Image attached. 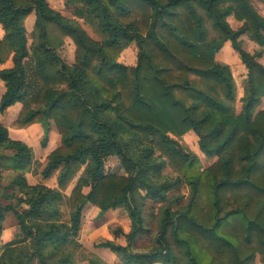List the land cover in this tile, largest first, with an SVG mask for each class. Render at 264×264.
Returning a JSON list of instances; mask_svg holds the SVG:
<instances>
[{"label": "trees", "instance_id": "1", "mask_svg": "<svg viewBox=\"0 0 264 264\" xmlns=\"http://www.w3.org/2000/svg\"><path fill=\"white\" fill-rule=\"evenodd\" d=\"M64 1L76 19L46 0H0V65L11 63L0 70V115L19 103L10 129L39 124L45 139L52 122L60 138L41 172L47 180L58 170L56 186L29 185L31 148L0 125V235L5 213L19 230L0 245V264H74L91 207L98 217L127 214L126 245H98L122 264H264V109L253 112L264 99V67L256 61L264 17L253 0ZM32 12L29 48L25 21ZM230 16L241 23L237 30ZM242 35L260 52L242 50ZM66 39L74 46L69 65L57 53ZM132 44L136 63L125 66L118 59ZM236 64L247 71L238 109L231 105ZM190 131L200 153L215 158L210 166L182 143ZM110 157L127 171H106ZM164 168L176 174L173 182L154 181L164 180ZM2 173L11 176L6 186ZM178 184L188 188L187 202L167 194ZM144 201L164 206L154 246L137 252L132 245L146 233Z\"/></svg>", "mask_w": 264, "mask_h": 264}, {"label": "rangeland", "instance_id": "2", "mask_svg": "<svg viewBox=\"0 0 264 264\" xmlns=\"http://www.w3.org/2000/svg\"><path fill=\"white\" fill-rule=\"evenodd\" d=\"M253 3L255 4L258 13L262 17H264V4L260 2L259 0H253ZM47 4L52 10L58 12L63 17L76 19L75 17H73V13H72L73 8L65 4L64 0H52V1L47 2ZM78 21L81 23L83 28L86 29V31L91 35V31L86 26L83 25L82 21L80 20ZM226 21L232 30H237L241 26V23L235 21L232 16L228 17ZM34 23H35V15L32 12L28 16L27 20L25 21L26 34H27V46L29 48H31V42L34 39L33 38ZM65 41H64V46L61 49H59L57 53L61 57V59L66 64L69 65L73 62L74 50L72 54V49L70 50L66 47ZM238 41L240 42L241 49L244 50L246 53L250 55H254L257 52H260V47L257 46L252 41H250L248 36L242 35L238 39ZM128 48H129V51H127L123 55L124 56L123 58L127 59L128 57L129 58L132 57L134 59V62L136 63V57H137L136 56L137 55L136 45L132 44ZM121 55L119 59L121 58ZM218 61L222 63H226L225 60L222 59V57L218 58ZM256 61L261 66L264 67V50L261 51V54L259 57L258 56L256 57ZM120 63L124 65L126 64V63H122V61H120ZM126 66H129V65H126ZM230 70H231V74H232V77L235 83L234 102L231 103V105L238 109L240 107L239 101L242 97V84L244 83L246 79L247 71H246V68L242 64L230 65ZM262 109H264V99L261 100V102L257 106H255L253 112L255 114L256 112ZM13 121H10L6 124V121L4 122L3 120L2 122L4 123L2 122L1 123L3 126L10 129L9 125ZM51 130L56 132L52 122H50L49 133L47 134L45 139L43 138V135L41 134L42 132H38L36 139L35 138L33 139L34 142L32 143V146L34 147V150L36 151V153L39 152L41 154L42 152H45L47 143H48V135L50 134ZM181 141L193 153H195L199 157L203 168L207 167L208 165H210L212 162L215 161V158L209 159V158L204 157L200 153L199 148H198V137L193 132L190 131L186 133L182 137ZM105 170L108 172L116 173V174H124L125 173L124 170L127 171L126 166H123L122 164L120 165L118 159H116L115 157H110L106 160ZM57 171L54 172V176H56ZM160 175L164 178V180H160V179L154 180L155 182H158V183H161L163 181L173 182L175 178L177 177L176 174L168 168L162 169V171L160 172ZM2 177L3 179L1 181V184L5 186L9 184L11 176H9L8 174H3ZM75 180L76 179H74V181L70 184L67 191L65 192L66 196L70 194L74 186ZM87 191H88L87 188L83 189V193H86ZM14 192H15L14 188H8V193L12 194ZM137 192L144 195V192H139V191ZM167 194L171 198L182 197L183 200L187 202L189 190L185 185L178 184L176 186L171 187L169 191H167ZM2 201H3L2 195H0V202L1 204H4ZM162 206H164V203L159 202V201H156V202L144 201L141 204V214H142L143 222H144L143 230L146 233L139 235L135 239V242L132 245V250L137 251V252H146L147 250L151 249L154 246V237L157 232V220L159 219L160 209ZM98 213H99V210L97 208L91 207L90 210L85 211L83 215L81 230L79 232V237H78V243L80 244L82 249L77 250L78 253L76 255L74 264H89L87 260L82 259L83 257H88V256L96 257L99 259L101 263H104V264H122L120 259L114 253H112L108 249L98 248V245L103 242H110L113 244L125 246L126 245L125 235L130 232V228H131L130 220L127 218V214L123 210H120L117 212L109 210L100 217H98ZM0 245H4L1 239H0ZM249 264H260V263L258 262V259L255 258Z\"/></svg>", "mask_w": 264, "mask_h": 264}, {"label": "crops", "instance_id": "3", "mask_svg": "<svg viewBox=\"0 0 264 264\" xmlns=\"http://www.w3.org/2000/svg\"><path fill=\"white\" fill-rule=\"evenodd\" d=\"M46 1L49 2L52 0H46ZM2 35H3V32H2L1 27H0V38L2 37ZM65 45L68 49H70V50L72 49V54H73L74 46H73L72 42L69 39H67L65 41ZM127 51H129V48L126 49L122 53L121 58L118 60V62L120 63V61H122V63H126L125 66L126 65L134 66L135 62H134V59L132 57H130V58L128 57L127 59L123 58L124 57L123 55ZM10 66H11L10 61H7L5 64L0 65V70L9 68ZM4 90L5 89H4L3 82L0 81V97L3 95ZM20 109H21V105L19 103H16L13 106L6 109V111L2 115H0V125H2V123H4L5 121H6V124L10 121H13L17 117ZM3 120H4V122H2ZM51 131H50V134L48 135V143H47L46 150H45V152H42L40 154L39 152L36 153V151L34 150V147L32 146V143L34 142L33 139L34 138L36 139L38 132H42L41 134L43 135V129L39 124H34L25 130L8 129V137L11 140L20 141V142L24 143L25 145H27L29 148L32 147L31 148L32 155H33L32 156V163L30 164L28 171L25 173V178H26V181L29 185L44 184V185L51 187V188H54L56 186V176L53 175L52 177H50L47 180H42V177H41V172H42V170L46 164V158L45 157L50 152H52L54 149L59 147V145H60L59 136L56 134V132H54V131L51 132ZM210 165H208V166H210ZM3 174H7V173H3ZM89 210H90V208L88 209V211ZM117 211H120V210H115L114 212H117ZM2 225H3V230L1 233L0 239H1L3 244L9 243L15 238V236L19 232L18 227L16 226V221L14 220V218L12 217V215L10 213H5Z\"/></svg>", "mask_w": 264, "mask_h": 264}]
</instances>
